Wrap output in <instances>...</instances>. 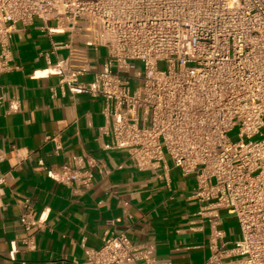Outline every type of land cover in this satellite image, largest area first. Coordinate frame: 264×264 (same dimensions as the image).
I'll use <instances>...</instances> for the list:
<instances>
[{"label": "built area", "instance_id": "1", "mask_svg": "<svg viewBox=\"0 0 264 264\" xmlns=\"http://www.w3.org/2000/svg\"><path fill=\"white\" fill-rule=\"evenodd\" d=\"M34 17L68 36L51 41L50 53L67 50L52 65L59 88L103 98L106 148L127 152L140 171L167 170L170 161L194 176L191 196L205 203L199 213L212 211L202 264H264V0H0V76L11 69L15 25ZM100 57L92 77L81 79ZM4 105V113L17 112L20 100L0 86V113ZM83 164L72 156L47 175L87 186L92 173ZM9 177L0 173V185ZM218 208L237 219L241 236L231 245L219 244ZM19 222L21 244L33 250L41 220L29 197ZM84 250L80 264H159L153 242L133 243L124 233L106 232L100 246Z\"/></svg>", "mask_w": 264, "mask_h": 264}, {"label": "crops", "instance_id": "2", "mask_svg": "<svg viewBox=\"0 0 264 264\" xmlns=\"http://www.w3.org/2000/svg\"><path fill=\"white\" fill-rule=\"evenodd\" d=\"M42 26L35 17L15 25L11 69L0 76L2 92L20 100L17 112L4 113V105L0 113V173H10L0 185V264H80L84 247L100 246L106 232L124 233L133 243L153 242L159 264H202L210 253L212 211L199 213L205 203L191 196L194 176H182L170 161L167 170L140 171L127 152L106 148L110 122L102 113L103 98L59 88L52 65L67 50L50 53L51 41L68 36ZM101 60L91 61L81 79L89 80ZM72 156L82 157L91 171L89 185L63 184L47 175ZM25 197L41 220L33 250L21 244ZM217 214L224 231L219 244L231 245L241 236L236 218L226 208Z\"/></svg>", "mask_w": 264, "mask_h": 264}, {"label": "rangeland", "instance_id": "3", "mask_svg": "<svg viewBox=\"0 0 264 264\" xmlns=\"http://www.w3.org/2000/svg\"><path fill=\"white\" fill-rule=\"evenodd\" d=\"M89 53H90V55H93V51H90ZM98 53L100 54V56H104L107 53V50H106V48L101 47V48L98 49ZM133 63L137 66V69L138 70L142 71V64L139 61H133ZM166 66H167V63L164 60H159L157 62V67L159 69H165ZM137 84L138 83L136 82L135 85H137ZM228 136H229V138L231 140H236L237 139V128H234L233 130H231L228 133ZM258 138L259 137H254L253 139L256 140ZM236 222H237V219H236ZM237 225H238V222H237Z\"/></svg>", "mask_w": 264, "mask_h": 264}]
</instances>
